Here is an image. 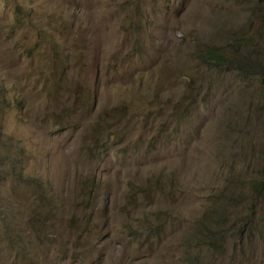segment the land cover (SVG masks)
Here are the masks:
<instances>
[{"label": "rangeland", "instance_id": "374dc122", "mask_svg": "<svg viewBox=\"0 0 264 264\" xmlns=\"http://www.w3.org/2000/svg\"><path fill=\"white\" fill-rule=\"evenodd\" d=\"M263 165L264 0H0V264H264Z\"/></svg>", "mask_w": 264, "mask_h": 264}, {"label": "trees", "instance_id": "16d2710c", "mask_svg": "<svg viewBox=\"0 0 264 264\" xmlns=\"http://www.w3.org/2000/svg\"><path fill=\"white\" fill-rule=\"evenodd\" d=\"M212 60H213V61H216V62H218V63L227 64V66H229V67L232 66L233 68H235V69H237V70H238V69L243 70V71L246 70V69L244 68V66L237 67V66H235V65H231V64H229L227 61H225L226 59H224V56H223V55H220V54H219L217 51H215V50H210V51L208 52L207 56H206L204 59H202V61H204V62L212 61ZM250 69L254 71V69H252V66L250 67ZM254 72H258L257 69H256V71H254ZM262 76H263V75H262ZM260 175H261L260 180L252 184V186H253V187H252V191L255 192L254 195H256L257 198L263 200V196H264V165L262 166V168H261V170H260ZM248 221H250V220H247V221L241 226V228H240V232L244 231V229L249 225ZM209 238L212 240L211 245H212L213 247H215L214 242L218 240L217 237H212V236H211V237H209Z\"/></svg>", "mask_w": 264, "mask_h": 264}, {"label": "clouds", "instance_id": "9594fccd", "mask_svg": "<svg viewBox=\"0 0 264 264\" xmlns=\"http://www.w3.org/2000/svg\"><path fill=\"white\" fill-rule=\"evenodd\" d=\"M204 62V61H203ZM207 62H211V63H213V64H218V65H224V64H222V63H218V62H216V61H207ZM227 65V64H226ZM235 69V68H234Z\"/></svg>", "mask_w": 264, "mask_h": 264}]
</instances>
